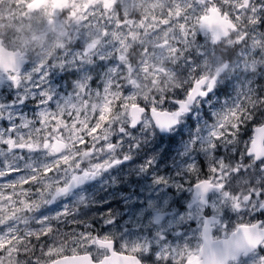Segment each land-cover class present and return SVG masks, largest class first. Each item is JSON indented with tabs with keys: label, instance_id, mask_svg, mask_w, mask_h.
<instances>
[{
	"label": "flooded vegetation",
	"instance_id": "af4514ba",
	"mask_svg": "<svg viewBox=\"0 0 264 264\" xmlns=\"http://www.w3.org/2000/svg\"><path fill=\"white\" fill-rule=\"evenodd\" d=\"M41 1L42 0L28 1L25 11L33 15L44 11L45 5L51 0H43V5L33 10L34 6H36V2L40 4ZM12 2L13 0H0V10L2 6L11 7ZM211 4H216L218 7L219 0H211ZM54 9L63 14L66 18L62 24L67 36L68 33H71V25L77 23V15L71 14L75 9L73 2L71 0H55ZM257 9L258 23L256 25V31L253 33L254 37L257 33H264V23L259 22L264 20V10H259V5H257ZM68 14L70 17L67 18ZM207 18L213 23L216 35L211 31L206 32L201 30L200 27L199 31L202 35L211 37L214 47L212 50L214 52L212 53L211 50H209V56L211 57V55H213L219 57L220 62L216 63L213 68L209 65L210 69L204 71L205 63L200 62V60H196L193 63V58H191L192 54L188 52L187 56L190 58L187 67L190 68L193 63L197 65L195 72H200L197 76L204 75L207 77L216 76L219 70L220 75L218 77V83L214 87L213 92L209 93L206 97L197 98V100L189 106V110L182 114V117H179L177 126L170 129L164 135H161L159 130L155 129L149 112L142 114L139 119H137V123L133 126L142 130L141 125L144 122H150L152 126H150V129L153 131L155 137H150V139L147 138L146 147L143 145L121 146L116 151L121 154V157L127 158L117 157V159H120L119 163L113 162L109 167L100 170L98 175L84 178L82 182L85 183H83L82 186L66 195H57L56 192V201L52 206L55 208L58 207L57 211L62 212L63 205H66L67 208L75 209L73 213L75 217L74 220L67 218L68 221L63 225L55 222V228L58 229V231L62 233V237H64V239L61 237V242L69 244L70 240L73 238V232L79 233L85 231V228H88L91 229L90 234L93 236H97L101 239L107 237L109 240H112L113 250L116 251L117 254L132 255L140 264H173L171 260H164L163 257L158 256L157 246L151 247L152 254L150 259L148 256H143L139 248V241H131L127 239V237L132 233L131 230L137 226L136 233H139L141 229L140 226L146 223L145 214L141 217L137 216L141 206L144 208L146 203L144 202L143 205H139L137 202L135 203L130 200L142 196L141 198L145 200L147 198L154 199L152 203H155L157 206L159 201L163 200V194L170 197L173 196L176 190L173 187V183L179 182L178 185L183 188L184 192L186 191L185 194L182 195V201L187 202L191 200L192 206L198 207L200 211L197 224L194 226L196 230L192 238L183 236L180 231H178L175 237H160L162 243H172L170 244L171 254L173 253L175 243L180 245L182 243L187 244L188 250L198 252V249L205 244V228H207V238L209 240L227 241L215 245L217 249L216 258L218 260H237L233 262L229 261L227 264H243L246 260H254V257H258L260 254L264 256V246L258 247L251 253L246 252L247 249L245 244L241 243L240 246H237L236 243L237 239L244 236V234L241 233L237 239L233 237V233H236L242 228L241 225L250 222L256 223L264 221V215L261 214L264 210H257L255 212L243 210L238 212L233 210L230 204L226 202V198L223 197L222 191H218L215 188L209 189L208 191H203L200 188L195 190L198 185L204 182V179H214V175L209 172V152L203 145L207 134H209L213 126L217 125V114H224L229 108L239 103L243 99L244 93H248L253 99H256V97L264 98V48L254 45L251 39H249L247 44H240V40L244 33H251L252 25L247 22V17L242 15L239 20H234L228 16L222 15L219 11H215L209 12ZM93 21L94 20L91 18L82 20V25H91ZM237 29L239 31H237ZM8 35L10 36L9 32H6L0 27V54L13 58L17 60V62L24 60L30 61L28 53H24L19 48L11 47V37L9 38ZM66 36L64 37V42L69 44L70 42H68ZM217 36H221L218 43H216L215 39ZM199 41H201V44L199 43V45H201L199 54L204 57L206 46L204 42H202L203 39L200 38ZM238 44L239 47H237ZM73 51L81 53L78 60L80 63L77 64V68L74 69L72 73L68 72L65 76H61L60 79L65 82L68 78H72L74 79L73 83H80L82 80L85 82V80L89 79L88 88L90 91L93 93L96 90L97 93H100V96H102L105 77L109 74L110 69L113 68L111 64L113 60H111L108 53H104L101 58H92L91 65H89V63L85 65L83 62L88 58V50H84L86 55L77 49ZM73 51L63 49L62 51L58 50L56 53H51L50 50L43 48L41 53L46 52L52 55L49 62L50 66H53L55 62L65 64ZM94 51L96 50H93V52ZM14 52L17 53L16 56ZM219 63L221 64L219 65ZM22 72L23 69L19 73L21 77ZM10 75H12V73L0 70V78L2 77L0 86L7 84L9 81L15 83V81L9 78ZM184 78V86L186 89L190 83L188 71H186V73L184 72ZM68 82H71V80H68ZM254 92L257 93L256 97H253ZM95 97L98 96L95 95ZM173 98H175V96H173ZM185 98L184 90V94L178 96V99L181 100L172 101L173 106L175 102L183 101ZM0 102L3 105L0 109H7L12 99H9L7 95L4 94L0 95ZM249 108L251 109L252 106L249 105ZM131 109L132 108H130V112ZM177 110L175 105L173 109L169 108V110L155 111L176 113ZM105 117L110 119L109 114ZM192 120L197 122L201 120V123L193 124ZM194 126L199 127L194 129ZM205 126L209 127V129L206 130ZM2 127L5 128L4 123ZM258 129H263L262 133L264 135V107L259 104L253 109V114L249 116L247 121L241 123L236 142L227 145L218 143L214 151H211V156L221 159L227 157L229 160L235 158L243 161V152L246 145L248 146V155L254 156L255 154H250L249 151L251 149V144L255 142V134ZM120 130L121 129L116 124L113 126L112 136L110 137L113 143L118 142L121 138ZM148 131V129H143L142 132L135 133L130 138L133 137L134 141H137V137L140 133L148 135ZM259 133L261 134V131ZM99 134L100 133H98V135ZM262 143L261 147L264 148V137ZM64 147V145L56 146L54 151L55 154H57V156L63 154ZM86 149L90 152L94 151V149L89 146H87ZM75 153L76 156L80 157L83 153L82 148L76 147ZM101 157H104V153H101ZM145 160H153L156 165H153L151 162L152 167L150 165L147 172L143 174L142 167L138 165ZM259 160L260 158L257 157L256 162L259 163ZM91 162L102 163L103 160L101 158H94ZM77 164L76 162L75 167ZM79 164L80 166L90 165V160L89 158L87 160H81ZM179 165H183L182 171L176 169L175 172L174 166L177 167ZM189 165H194L195 170L190 171ZM261 167H264V165ZM252 170L253 168L246 169L247 172H245L244 175L237 177L230 185L229 191L238 190L240 196H243L251 189L253 184L264 183V176L261 177V179H256L252 174ZM81 174L82 173L77 171V169H74L68 177L66 184L59 186L58 189L67 187L74 176H79ZM161 181H163V183H161ZM142 184H145L144 192H142ZM101 185L103 186L102 188H100ZM159 189H161L162 192H160ZM212 198H216L215 200H217L218 208H212ZM150 199L146 200L148 204ZM170 204L173 205L172 200ZM152 207H154V205H152ZM141 213H143V211H141ZM172 213L171 211H166L154 215L152 219L153 226L148 233L150 239H154L155 229L160 228L165 221L172 218ZM186 228L187 230L190 229V227ZM67 231H69L72 236H65ZM177 239H181V242L176 241ZM191 243L193 245H191ZM261 244L264 245V241H262ZM133 249H137V251L133 253ZM109 251L111 252L112 249ZM86 252L91 255L94 264L97 258H102L99 256L98 250L94 245H90L89 247L86 246L83 250L76 251L75 254L82 256L86 254ZM72 256L73 252L69 255L58 257L57 259H70ZM104 258H110V256ZM201 259H203V257H201ZM181 260H185L181 262V264H187L186 256Z\"/></svg>",
	"mask_w": 264,
	"mask_h": 264
},
{
	"label": "rangeland",
	"instance_id": "374dc122",
	"mask_svg": "<svg viewBox=\"0 0 264 264\" xmlns=\"http://www.w3.org/2000/svg\"><path fill=\"white\" fill-rule=\"evenodd\" d=\"M28 1L31 0H13L11 7L2 6L0 10V27L6 32H9L10 36H8L9 38H12H10L12 48L23 49L29 54L30 61L24 69L22 77L29 76L31 80L36 81V84L39 85V87L36 88V90H32L33 85L31 80L24 81L23 84L9 81L7 84L0 86V95L6 94L8 98L11 97L12 99L10 106L7 107L6 118L0 120V127H2V124L4 123L5 128H8V121L21 115L33 123H36L41 111L47 109L49 112H55L59 107H63L66 101H71L72 104L79 106V112H76V110L71 107H66L65 115L75 114L79 116L81 122L95 123L97 117L93 115L94 109L92 106L99 104L100 98L95 97L97 93L96 90L92 93L88 88L89 79L85 80V82L82 80L80 83H73L74 79L72 78H68L67 81L65 80L64 82L60 77L65 76L68 72L72 73V71L77 68V64L80 63L78 60L81 53H76L73 50L77 49L85 54L84 50H87V46L94 40L99 42L97 48L98 51H92L91 53L87 52L88 58L83 63L85 65L88 63L91 65L92 58H101L103 57L102 54L111 53V55H109L111 60H113V63L111 64L113 68L119 69L121 62L119 61V53L116 52V48L119 47V44L115 41L110 43V37H104V21L97 24L94 20L91 25H82L83 19L79 18V12L77 11L81 0H71L75 8L74 12L77 13V23L71 25L70 30L72 31L71 33H68L67 36L62 24L66 18L63 14L54 9L55 0L48 2L43 9L44 11L35 15L25 11ZM109 2L113 3V8L117 17L124 15L127 18L136 19L138 21L145 16L151 17L152 15H155L160 17L166 14L169 7L173 6L174 0H109ZM153 5H155V7H153ZM68 17H70L69 14L67 18ZM160 18L163 19V17ZM181 23H183V21H181ZM193 24H195V21H193ZM163 27L165 26L161 25L156 29H149L147 33L143 30H139L135 40L129 46V51L132 47L136 48V51L132 53L133 59L131 61L132 68L136 70L135 74L132 76V79L135 80L136 83L133 92L140 98L148 99L156 96L163 98V96L167 95V102L162 103L159 107L155 108V110L160 111L169 110V108L173 109L175 105L173 106L172 101L181 100L178 99V96L184 94V72L186 73V71H188L189 79L200 74L199 71L194 73L189 72L190 68L197 66L193 64L196 60L205 63L204 71L210 69V66L213 68L216 63L220 62L219 57L213 55H211V57L209 56V50H211L212 53L214 52L212 50L214 47L212 45L211 37L202 35L199 31V25L197 24L195 26V36L189 35L187 37L186 51L191 52V58H193V63L191 67L188 68L189 56H187V62H185L184 54L174 55L170 54L167 48L162 49L156 47L165 35L166 29ZM112 30L115 29L110 27L109 31ZM65 36L66 39H70L71 42L69 44L64 42ZM200 38L203 39L202 42H204V45L206 46L204 57L199 54L201 46L199 45V43L201 44V41H199ZM129 39H131V37H129ZM180 39H184V37L181 36ZM169 40L176 47H184V45L179 44L176 40H172V33H169ZM43 48L50 50L51 53H56L58 50L62 51L63 49L71 50L73 52H71L69 59L65 64L52 62L53 66H50L49 60L52 58V55H49L46 52L41 53ZM220 64L221 63H219V65ZM38 65H44L43 75L38 71H34V69H37ZM156 69H161L163 74L159 76L153 75V72ZM1 79L2 77L0 80ZM68 80H71V82H68ZM41 81H43L42 84L40 83ZM81 84H86V91L80 92ZM24 85H27V88H25ZM103 86H105V81ZM45 91L49 93L47 103H44L43 98V92ZM78 93L80 94L78 95ZM256 94L257 93L254 92L253 97H256ZM173 96H175V98H173ZM118 103L119 102H117L116 105V102L113 101L104 112V116L109 114V117L111 118V116L118 111ZM41 105H43V107H41ZM2 106L3 105L0 102V108ZM64 119L65 122L72 127V119L67 116H65ZM128 119L130 120V115ZM198 121L199 122L193 121V124L201 123V120ZM116 125L121 129V132L125 128L127 129V132H123L119 141L114 143L120 144L122 147L140 145L146 147L147 138L150 139V137H155L153 131L150 129L152 126L149 121L144 122L141 125L142 130H149L148 135L140 133L137 137V141H134L133 137H130L135 133L142 132V130L129 124L127 121L117 123ZM35 126L40 127L39 123ZM78 126V131L74 129L75 134L84 136L85 124L81 123ZM198 127L199 126H194V129ZM205 129L207 130L209 127L205 126ZM22 131L27 132L26 129ZM100 131V129H97V132L93 135H98ZM52 135L56 136L57 139L51 141V145L56 141L65 144L64 152L60 156L55 155L53 148L49 151L44 150L45 134L41 133L40 135L33 134L31 140L32 143L39 145V151L16 149L14 150V153L0 157V161L12 162L16 167L21 169L19 173H9L5 177H0V184H8L16 180L19 175H43L45 167L52 168L45 173L46 176L51 177L43 179L38 184L29 180L27 183L16 184L14 187L3 189L4 195L11 197V200L0 201L3 205H8L6 209L0 210V221H2V223H0V233L7 232L9 228H12L15 229V232L10 235L23 236L26 231H36V229L39 228V225L36 223L37 216L41 214L46 216L57 215L60 212L57 211L58 207L55 208L54 206L51 207L49 204H41L40 208H35L29 211L24 209V205L21 201H26L28 203H31L33 200L39 201V193L41 192L43 193L45 200H50L57 192L59 186L66 184L68 177L74 169L80 167L79 161L87 160L89 158L84 155V152L85 150H88L86 149V146L93 148L91 136H84L83 143H76L73 145V139L71 138L72 133L68 130H65L62 133V139L60 138V134L52 133ZM208 135L209 134L205 137L203 145V147L205 146V149L208 144ZM13 138H15V136H13ZM25 139H28L27 135L25 136ZM102 146H104V142L98 141L96 147L99 148ZM76 147L82 148L83 153L80 157L76 156ZM0 148H3L5 152L8 151L7 146L5 145L0 144ZM212 151H214V149ZM76 162L78 164L75 167ZM151 162L153 165H156L153 160H145L138 165L142 167L143 174L147 172ZM2 166L3 165L0 164V167ZM176 169L182 171L183 165L177 167L174 166L175 172ZM252 174L256 179H261V177L264 176V174L258 172L256 168H253ZM178 184L179 182L173 183V187L176 189L173 196L170 197L163 194V200H160L157 206L155 203H152L154 199L147 198L150 199L148 204V201H146L147 199L145 200L144 198H141L142 196L130 200L135 203L137 202L139 205H143L144 202L146 203V206L144 208L141 206L140 212L137 213L138 217L145 214L146 223L140 226L141 229L139 233H136L137 226L131 230L132 233L127 237V239L131 241H139V248L143 256L150 257L152 254L151 247L157 246L158 256L163 257L164 260H171L173 264H177V253L182 252L185 248L188 249V245L175 243L173 253L171 254L170 244L172 243H162L160 237H175L177 236L178 231H180L183 236L192 238L196 230L194 226L197 224L200 211L198 207L192 206L191 200L187 202L182 201V195L185 194L186 191L184 192L183 188ZM141 186L142 192H144L145 184H142ZM102 187L103 186L101 185L100 188ZM21 191L30 192V195L28 197L21 196ZM159 191L162 192L161 189H159ZM215 199L216 198H212V208H218L217 200ZM171 200L173 205L170 204ZM176 201H179L180 204L183 205V209L176 204ZM152 205H154V207H152ZM230 207L232 206L230 205ZM65 208H67V206L63 205L62 211H64ZM17 209H19V211H16ZM141 211H143V213H141ZM166 211L173 212L171 215L172 218L165 221L160 228L155 229V237L154 239H150L148 233L153 226L152 219L154 215ZM67 221V218H65V221L60 222V224L63 225ZM53 227L54 230H56L55 222H53ZM186 227H190V229L187 230ZM65 236L70 237L72 235L67 231ZM61 237L62 233L57 231L51 237H43L41 244H38L34 237L26 239L21 243H17L14 240L12 244L9 245V248L16 249V251L12 252L11 256L7 254L8 248H5L3 251L0 250V256L4 258L3 264H47L53 259L71 254L73 248H75L76 251H80L86 247L74 244L73 236L69 244L61 242ZM62 239H64V237H62ZM176 241L181 242V239H177ZM46 245L48 247L63 248L64 251L57 256L49 257L45 255V252L47 251ZM191 245L193 244L191 243ZM87 246L89 247L90 245ZM183 258L184 257H178L179 260ZM254 258V260L244 261L243 264H264V256H261V254ZM183 261L185 260H181V262Z\"/></svg>",
	"mask_w": 264,
	"mask_h": 264
},
{
	"label": "snow or ice",
	"instance_id": "6c2138e0",
	"mask_svg": "<svg viewBox=\"0 0 264 264\" xmlns=\"http://www.w3.org/2000/svg\"><path fill=\"white\" fill-rule=\"evenodd\" d=\"M257 5L260 6L259 10H264V0H219V6L211 4V0H174L173 6L169 7L166 14L157 17L152 15L151 17L145 16L143 19H130L124 15L119 17L116 16V12L113 8V3L109 0H81L77 11L79 12V18L88 20L91 18L95 20L97 24L104 21V37H110V43L115 41L119 44L116 48V52L119 53L120 66L119 69L112 68L109 74L105 77V86L103 89V96L100 93H96L100 97V103L93 105V115L97 118L95 123L81 122L79 116L75 114L65 115L66 107H71L79 112V106L72 104L71 101H66L63 107H59L55 112H49L47 109L41 111L40 116L36 123L28 120L22 115L15 119L8 121V128L0 127V144L7 146V152L3 148H0V157H4L14 153L16 149L28 150V151H39L40 147L38 144L32 143L33 134L40 135L45 134L44 137V150H52L51 141L57 139L52 133L60 134L62 139V133L68 130L72 133L73 145L76 143H83L84 136L92 137V147L94 151L85 150L84 155L89 157L90 165L80 166L77 171L82 174L74 176L72 182L66 188L57 190V195H66L71 189L84 178L89 176L98 175L100 170L109 167L113 162L119 163L121 154L116 150L121 147L120 144H114L110 139L112 136L113 126L117 123H123L127 121L131 125L137 123V117L142 113L151 111L158 122L163 125H171L176 123V117L180 114L189 110V106L193 104L197 98H203L208 96L209 93L213 92L214 87L218 83V75L213 77H207L199 75L190 79L188 87L185 89V99L180 102L179 110L174 116H168L166 113L156 112L155 108L159 107L162 103L167 102V95L163 98L156 96L151 99L140 98L134 92L133 88L136 87L135 80L132 76L135 74V69L132 68L131 61L133 59L132 53L136 51L135 47H132L129 51V46L133 43L139 30H143L145 33L149 29H156L158 26L164 25L165 35L161 42L156 45L159 48H167L170 54L180 55L184 54L185 62H187V37L189 35L195 36V26L198 24L201 30L211 31L216 35L215 27L212 22L207 18L209 12L219 11L222 15L228 16L234 20H239L240 17L246 16L247 22L252 25L251 33L245 32L240 40V44H247L249 39L253 41L254 45H258L264 48V33H257L253 36L256 31L257 20ZM155 7V5H153ZM77 15L76 12L71 13ZM183 21V23H181ZM195 21V24H193ZM264 23V20L259 21ZM112 27L115 30L109 31ZM175 30V31H173ZM237 31H239L237 29ZM169 33H172V40H176L179 44L184 47H176L169 40ZM183 36L184 39H180ZM131 37V39H129ZM98 41H92L88 46L87 50L91 53L93 50H97ZM239 47V44L237 45ZM98 51V50H97ZM111 55V53H109ZM19 63L16 61H9L7 66L4 68L5 72L12 73L9 78L18 84H23L24 81L31 80L29 76H20ZM44 65H38L37 69L41 75H43ZM196 71V66L189 69L190 73ZM219 72V70H218ZM163 72L161 69H156L153 75L159 76ZM33 85L32 90H36L39 85L36 84L35 80H31ZM41 84L43 81L40 82ZM27 88V85H24ZM86 84L80 85V92L86 91ZM182 88V87H181ZM80 93H78L79 95ZM49 97L48 92H43L44 103H47ZM11 99V97H9ZM115 101L118 103V111H116L110 119L104 116V112L107 110L109 105ZM146 102V103H145ZM264 107V98L253 99L248 93L243 94V99L235 106L229 108L224 114H217L218 120L217 125L212 127L207 137L208 144L206 150L209 152V172L214 175V179H204V182L199 185V188L203 191L215 188L218 191H222L223 197L226 198V202L229 203L233 210L238 212L248 210L255 212L257 210H264V183L253 184L251 189L247 191L243 196H240L238 190L229 191L232 182L239 176L245 174L246 169L256 168L258 172L264 173V148L258 143L251 144V151L254 156L248 155V146L244 148L243 156L244 159H232L229 160L227 157L221 159L219 157L213 158L211 151L216 148L217 144H234L238 136L239 128L242 122H246L250 115L253 114V109L256 105ZM249 105L252 108H249ZM43 107V105H41ZM138 109V111L129 112V108ZM7 109H0V120L6 118ZM92 115V116H93ZM130 115V120L128 119ZM67 116L72 119V127L65 122L64 117ZM54 122V123H53ZM39 123L40 127L35 125ZM81 123L85 124L84 136L76 135L75 130H79ZM27 130L24 132L22 130ZM100 129L99 135H93ZM125 128L123 132H126ZM27 135L28 139H25ZM15 136V138H13ZM98 141H103L104 146L97 148L96 144ZM87 147V146H86ZM106 147V151H105ZM101 153H104V157H101ZM259 157V163L256 162V158ZM94 158H101L100 162H91ZM127 158V157H121ZM3 166L0 167V177H5L9 173H19L20 168L16 167L14 163L7 161H0ZM52 168L45 167L43 175H19L16 180L8 184H0V201L11 200V197L5 196L3 189L7 187H14L16 184H24L29 180L35 184L40 183L46 176L45 173L50 171ZM86 169V170H85ZM189 170L194 171V165H189ZM215 182V183H214ZM163 183V181H161ZM21 196L28 197L30 192L21 191ZM39 201L33 200L31 203L21 201L24 205V209L33 210L40 208L41 204H51L53 200H45L43 193H39ZM176 204L183 209V205L179 201ZM8 205L0 203V210L6 209ZM16 211H19L17 209ZM74 208H65L64 211L58 213L55 216L39 215L36 217V223L39 228L36 231H26L23 236L10 235L15 232V229L9 228L7 232L0 233V250L8 248V255L11 256L12 252L16 251L15 248H9V245L15 240L17 243H21L26 239L35 238L38 244H41L43 237H51L58 229L54 230L53 222H63L65 218L75 219L73 216ZM264 215V211L261 212ZM2 223V221H0ZM79 226V225H78ZM245 230V235L237 240V246L241 243L249 245L253 248L264 246L260 242L264 241V221L256 223L250 222L245 225H241ZM208 229L205 228V244L198 249V252H192L187 248L183 249L182 252L177 253V264H181V260L178 257L187 258V264H220V261L216 258L217 249L216 244L225 243L223 241H211L207 238ZM91 229L85 228V231L79 233L73 232V243L85 247L87 245L96 246L99 256L95 264H140L137 259H134L132 255H120L113 250V241L107 237L99 238L93 236ZM251 233V235L249 234ZM235 236L236 234L233 233ZM47 247L45 252L46 256L53 257L57 256L64 251L63 248ZM112 249L110 252L109 250ZM137 249H133L134 253ZM72 258L65 260L64 258L53 259L50 264H94L91 255L86 252L84 255H76V249H72ZM110 253V255H109ZM110 258H104L108 257ZM203 257V259H201ZM150 259V257H149ZM4 258L0 256V264H3Z\"/></svg>",
	"mask_w": 264,
	"mask_h": 264
},
{
	"label": "water",
	"instance_id": "95a60500",
	"mask_svg": "<svg viewBox=\"0 0 264 264\" xmlns=\"http://www.w3.org/2000/svg\"><path fill=\"white\" fill-rule=\"evenodd\" d=\"M39 5L40 4H38V5H36V6H34V8L33 9H37L38 7H39ZM224 35V34H223ZM220 37L221 36H217V38H215L216 39V43H218V41H219V39H220ZM15 56H16V54H15ZM9 61H16L17 62V60H14L13 58H10V57H8V56H5L4 54H0V70H3L4 71V68L7 66V64H8V62ZM27 60H24V61H21V62H17V63H19L20 65H19V68H20V71H21V69L27 64ZM217 75L219 76L220 75V72H217ZM216 75V76H217ZM180 102L181 101H178V102H175V105L177 106V108H178V110H179V104H180ZM191 106V105H190ZM178 110H177V112H178ZM132 111H138V109H131V112ZM156 112H159V111H156ZM176 112V113H177ZM162 113H166L168 116H174L176 113H167V112H162ZM185 113V112H184ZM184 113H182V114H184ZM142 114H144V112H142L138 117H137V119H139V117L142 115ZM149 114H150V118H151V121H152V123H153V125H154V127H155V129H157V130H159V132H160V134L161 135H164V134H166L170 129H173L174 127H176L177 126V123H178V119H179V117L180 116H182V114H180L179 116H177L176 117V123H174V124H171V125H163V124H161L160 122H158L157 121V119H156V116L151 112V111H149ZM262 130L263 129H258L257 131H256V134H255V142L254 143H258L260 146L263 144L262 143V141H263V137H264V135H263V133H262ZM261 131V134L259 133ZM253 143V144H254ZM59 143H55L54 144V151H55V147L58 145ZM249 153L250 154H252V151H251V149H250V151H249ZM72 182V181H71ZM83 183H85V182H80V183H78V184H76L72 189H71V191L72 190H74L75 188H77V187H79V186H81ZM69 186V185H68ZM67 186V187H68ZM199 189V185L195 188V190H198ZM55 198V197H54ZM53 200V199H52ZM55 200V199H54ZM53 200V201H54ZM53 203V202H52ZM52 203L50 204V205H52ZM244 234L245 235V230L243 229V228H240L235 234V236H233L234 238H236L237 239V237L240 235V234ZM250 235H251V233H249ZM243 237V236H242ZM238 240V239H237ZM223 242H227V241H223ZM262 242V241H261ZM260 242V243H261ZM245 247H246V252H253V251H255L257 248H253V247H251V246H249V245H246L245 244ZM65 260H68V259H65ZM220 261V264H227L229 261H235V260H219ZM50 264V263H49Z\"/></svg>",
	"mask_w": 264,
	"mask_h": 264
}]
</instances>
